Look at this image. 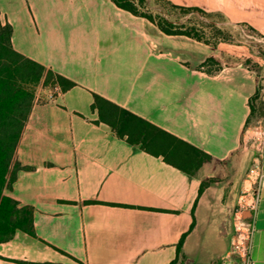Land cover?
<instances>
[{"label":"crops","instance_id":"obj_1","mask_svg":"<svg viewBox=\"0 0 264 264\" xmlns=\"http://www.w3.org/2000/svg\"><path fill=\"white\" fill-rule=\"evenodd\" d=\"M167 1L218 13L264 39V0ZM0 21L11 26L15 51L75 83L35 94L43 100L33 102L16 151L21 168L6 191L31 209L34 235L0 242V264H242L229 243L252 180L230 184L225 171L234 173L256 77L242 64L212 73L194 64L245 53L166 35L112 0H0ZM93 94L211 161L190 175L129 144L99 121ZM253 160L261 174L264 151ZM252 258L264 264V184Z\"/></svg>","mask_w":264,"mask_h":264},{"label":"trees","instance_id":"obj_2","mask_svg":"<svg viewBox=\"0 0 264 264\" xmlns=\"http://www.w3.org/2000/svg\"><path fill=\"white\" fill-rule=\"evenodd\" d=\"M112 1L119 8L147 19L166 35H184L202 41L199 37L191 36L189 30L183 26L175 25L147 12L142 0L138 1L139 5L134 0ZM164 1L175 8L207 13L198 7L178 6L167 0ZM247 28L255 32L252 27L247 26ZM10 34L11 26L8 23L2 24L0 21V242L9 240L17 229L31 236L34 235L31 209L25 207L29 209L25 219L26 230L14 220L18 212V203L4 193L5 189L11 188L16 172L21 168L16 151L35 98L32 86L40 83L50 84L64 91L75 84L15 51L11 46ZM215 63H218V60L214 56H209L205 58L203 65ZM204 71L213 72L208 69ZM91 108L97 110L99 121L107 124L117 137L125 139L129 144L139 146L152 155L161 156L166 163L187 174H195L202 164L211 161V156L203 150L98 94H93ZM203 184L204 181L201 182V187Z\"/></svg>","mask_w":264,"mask_h":264},{"label":"rangeland","instance_id":"obj_3","mask_svg":"<svg viewBox=\"0 0 264 264\" xmlns=\"http://www.w3.org/2000/svg\"><path fill=\"white\" fill-rule=\"evenodd\" d=\"M134 1L139 5V0ZM142 1L147 12L175 25L183 26L189 30L191 36L199 37L200 40L212 45H223L230 51H234L235 54L245 53L244 55L217 54L218 63L203 65L205 60L203 59L194 65L203 70L214 71L223 66L242 64L249 71L252 70L256 77V90L250 97L251 115L243 133L242 146L235 154V162L231 166V171H234V173L232 176H228L229 170L225 171V182L230 184H232V181L237 183L242 182L244 179L251 181L254 175L252 166L257 163L253 158L264 151V39L257 32L250 31L245 25L227 22L218 13H200L193 9L175 8L164 0ZM56 87L40 83L32 86V89L36 94L41 90H53ZM34 100L42 101L43 98L38 96ZM214 180L216 179L214 178L211 181ZM6 191L5 189V194ZM17 207L18 212L15 214L14 220L23 229H26L25 219L29 209L19 205ZM17 231L21 230H15V232ZM71 263L74 262L71 261Z\"/></svg>","mask_w":264,"mask_h":264},{"label":"built area","instance_id":"obj_4","mask_svg":"<svg viewBox=\"0 0 264 264\" xmlns=\"http://www.w3.org/2000/svg\"><path fill=\"white\" fill-rule=\"evenodd\" d=\"M251 183L249 187L241 190L238 198V210L233 219V233L229 243L230 251L240 257L242 264H256L252 258V240L254 217L264 184V171L261 174L255 173Z\"/></svg>","mask_w":264,"mask_h":264}]
</instances>
